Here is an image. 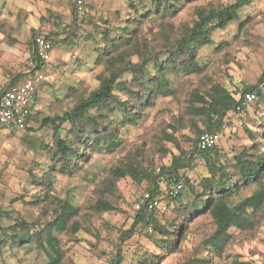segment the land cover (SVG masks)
I'll use <instances>...</instances> for the list:
<instances>
[{
    "label": "rangeland",
    "instance_id": "obj_1",
    "mask_svg": "<svg viewBox=\"0 0 264 264\" xmlns=\"http://www.w3.org/2000/svg\"><path fill=\"white\" fill-rule=\"evenodd\" d=\"M229 1L181 0L176 13L169 16L155 12V0H0V92L22 72L35 34H49L53 42L45 80L31 103L33 117L23 128L0 130V208L9 214L0 217V234L11 227L20 232L15 225L18 220L26 222L31 231L40 230L54 221L60 203L65 201L78 208V213L66 228L54 232L64 251L60 264H108L107 258L117 247L123 257L120 264H185L199 259L207 264H264V201L249 215V225L231 227L222 244L212 239L215 225L208 213L185 218L188 202L200 193L201 179L208 175L202 156L187 158L204 120L189 113L192 94L197 91L207 99L212 87L220 85L236 96L244 87L256 84L264 71V0H249L241 7L238 21L212 32V42L196 52L198 71L169 67L165 74L170 88L167 95L154 94L144 106L133 101L129 112L130 117L133 113L138 116L136 122L118 111L109 114L102 132L115 137L105 135L97 148L88 146L87 140L81 155L86 159L75 160L70 172L60 168L54 154L52 125L41 124L44 117L62 114L87 97L107 75V58L121 50L135 52L126 56L132 63L145 58L147 69L156 75V62L165 60L174 49L181 29L191 25L195 8ZM126 37L129 47L121 43ZM118 80L129 83L131 72L122 73ZM131 88L135 90L136 85ZM115 94L120 100L128 97L123 90L115 89ZM91 112L96 115L95 110ZM226 120L216 145V162L234 172L236 152H264L259 133L264 125V99L246 105ZM60 135L71 146L79 144L67 122L62 124ZM182 152L190 164L180 170L184 179L181 197L161 194L155 212L159 223L171 233L164 237L141 224L131 229L134 200L152 184L157 168ZM115 168H135L147 177L141 179L135 172L119 177L111 192L106 179L114 177ZM166 182L163 180L162 189ZM261 188L264 170L260 183L240 186L231 202ZM99 197L113 204L114 210H95ZM73 221L78 223L75 232L70 227ZM2 244L0 264L47 261L33 242Z\"/></svg>",
    "mask_w": 264,
    "mask_h": 264
},
{
    "label": "trees",
    "instance_id": "obj_2",
    "mask_svg": "<svg viewBox=\"0 0 264 264\" xmlns=\"http://www.w3.org/2000/svg\"><path fill=\"white\" fill-rule=\"evenodd\" d=\"M248 1L231 0L221 6L196 7L194 11L195 17L191 25L181 29L180 35L175 38L174 49L171 50L165 60L156 62V75L147 69L145 58L136 63H132L130 59H126V56L129 57L135 53L131 50L127 51L124 49L115 55H110L107 58L110 66L107 75L101 78L99 84L89 92L87 97L78 99L71 108L65 110L62 114H55L52 117L46 116L41 120L42 125L51 124L54 129V154L57 156L58 162L61 163L60 168L64 172H70L71 166L73 167L77 160L86 159L85 157L82 158L81 155L87 140H89L88 146L91 145L97 148L100 146V142L103 141L102 139L115 137V134L108 131L102 132L105 128V123L110 119L109 114L115 115V111H118L121 112L123 118L130 119L132 117V121L136 122L138 116L135 117L133 113L130 117L131 112H129L130 108L134 105L133 101L136 106H144L149 103L154 94L167 95L170 88L169 79L165 74L169 67L177 66L185 72L198 71L195 63L197 50L212 42L211 35L214 30L225 29L231 22L238 21L239 11ZM180 4L181 0H155L154 9L155 12H161L163 15L170 16L176 13ZM246 22L247 20L241 21L239 27H242ZM121 43L124 46H130L128 37L122 39ZM183 60L185 62H182ZM127 71L131 72L132 80L129 83L119 81L118 79L122 73ZM20 78V76L16 77L12 82ZM133 83L136 85L135 90L131 88ZM260 83L264 84V71L260 74L256 84L244 87L236 96H233V94L220 85L212 87L207 99L197 91H194L192 94V101L194 103L190 105L189 113L203 116L204 120L202 123L203 129L197 131V137L193 141L187 158L191 160L195 154L202 156L206 162L208 175L201 179L200 193L195 194L188 202V205L186 204L188 206V214L185 218L189 220L199 213H208L215 225L212 239L217 244H222L229 238L228 231L231 227L240 228L248 226L249 215L252 211H256L263 203L264 188L240 200L231 202V199H233L240 186H248L261 182L264 170V157H262L264 152H259L257 155L251 154L248 149L236 152L233 156L235 171L230 172L224 164L216 162L218 155L217 144L200 150L197 147V139L203 132H216L222 129L223 124L227 121L226 118L230 116L236 105L240 103L238 96L244 91L255 92L257 95L256 100L264 99V88L259 89ZM115 89L125 91L128 97L120 100L115 94ZM197 102L201 103V106L196 105L195 103ZM93 110L96 111V115L92 114L91 111ZM32 117L30 113L26 124ZM65 122L69 123L74 137L80 145L71 146L67 139L60 135L62 124ZM262 129L259 133L264 140V125ZM250 135L252 137L251 132ZM183 156L184 152L178 156L174 155L168 165H161L157 168L156 173L151 178L152 184L144 191H148L152 197H158V199L161 194L170 197L165 191V187L170 184L168 182L172 180V182L184 183L180 170L190 163L189 160H184ZM134 169L115 168L112 172L114 177L106 179L108 191H113L115 180L119 177L133 175L134 172L139 173L141 179L147 177V175L140 173L139 170L134 171ZM163 180H167L168 182L165 183L162 189ZM182 191L183 189L175 197L170 198L179 199ZM41 199L39 198L38 200ZM94 208L97 211H108L114 210L115 207L105 198L99 197L94 203ZM134 211L135 215L131 229L141 224L148 228L153 227L164 237H167L171 233V230L165 228L156 219V208L148 210L145 205H142ZM77 213L78 208L62 201L59 213L54 221L48 222L40 230L31 231L29 225L23 220H18L15 224L20 228V232L15 231V227H11V231L9 232L2 230L0 234V246L5 241H8L10 244L33 242L44 252L47 258L45 264H60L64 257V251L54 232L66 228L70 218ZM0 217H9V214L0 208ZM70 227L75 232L78 229V223L73 221ZM129 236L130 234L128 233L126 237ZM122 261L123 257L118 247L107 258L108 264H120ZM185 264H207V262L199 259L190 260Z\"/></svg>",
    "mask_w": 264,
    "mask_h": 264
},
{
    "label": "built area",
    "instance_id": "obj_3",
    "mask_svg": "<svg viewBox=\"0 0 264 264\" xmlns=\"http://www.w3.org/2000/svg\"><path fill=\"white\" fill-rule=\"evenodd\" d=\"M81 1L76 0L77 3ZM32 42L33 52L23 66L21 78L10 82L0 94V130L10 126L23 128L26 125L35 92L45 80L46 65L51 59L52 38L44 33H37L33 36ZM260 88H264L263 83L259 84ZM238 98L240 103L231 114L242 111L246 105L257 99V95L253 91H244ZM224 127L225 124L222 129ZM221 130L201 133L197 139V147L204 150L217 144L221 137ZM182 189L183 183L175 181L165 187L166 194L170 197H175ZM158 204V197H152L148 191H143L135 200L133 209L137 210L145 205L148 210H151Z\"/></svg>",
    "mask_w": 264,
    "mask_h": 264
},
{
    "label": "crops",
    "instance_id": "obj_4",
    "mask_svg": "<svg viewBox=\"0 0 264 264\" xmlns=\"http://www.w3.org/2000/svg\"><path fill=\"white\" fill-rule=\"evenodd\" d=\"M44 34H46V33H44ZM46 35H49V34H46ZM50 37H51V36H50ZM32 51H33V42H32V39H31V41H30V54H29V56L31 55ZM19 76H20V77L22 76V72H21V73H18L16 76H14L13 79L16 78V77H19ZM13 79H12V80H13ZM16 80H17V79H16ZM37 90H38V89H37ZM37 90H36V91H37ZM35 94H36V92H35ZM34 97H35V96H34ZM33 100H34V99H33ZM32 102H33V101H32Z\"/></svg>",
    "mask_w": 264,
    "mask_h": 264
}]
</instances>
